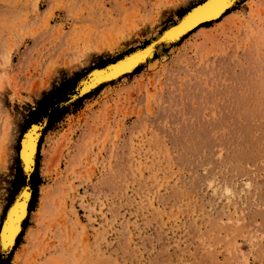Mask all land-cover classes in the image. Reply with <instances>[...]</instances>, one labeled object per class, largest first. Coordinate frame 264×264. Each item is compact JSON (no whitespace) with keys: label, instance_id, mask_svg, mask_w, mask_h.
<instances>
[{"label":"rangeland","instance_id":"obj_1","mask_svg":"<svg viewBox=\"0 0 264 264\" xmlns=\"http://www.w3.org/2000/svg\"><path fill=\"white\" fill-rule=\"evenodd\" d=\"M203 1L0 0V232L17 158L40 182L10 264H264V0L158 42ZM81 73L24 171L29 110Z\"/></svg>","mask_w":264,"mask_h":264},{"label":"bare ground","instance_id":"obj_2","mask_svg":"<svg viewBox=\"0 0 264 264\" xmlns=\"http://www.w3.org/2000/svg\"><path fill=\"white\" fill-rule=\"evenodd\" d=\"M209 4L210 2L207 4V7L205 8H209ZM228 7H229V3H228V0H226V3L222 7L219 8V11H216L215 16L213 17L204 18L200 15L201 12L188 14L183 18V20L180 21V23H178V25L168 30L165 33L164 37L167 41L170 40L171 42H176L179 39H181V37L187 32L193 30L194 28L199 27L201 25L200 23H203L205 21H209V22L215 21L218 18H220L221 15L225 12V10ZM150 48L151 47L145 48V50L141 51L140 53H138L137 55L133 57H130L129 59L124 61V63L119 62V64L109 66L105 69L96 70L92 75L93 76L92 79L94 80L95 83H100L103 80L109 81L111 79H117L122 73H125L126 70H128V72L131 71V69H133V66H135V63L137 62L139 58L140 60H142V62H144L145 57L148 55L149 56L151 55ZM36 133H37L36 127L35 125H33V127H31V129L23 137V140L21 143L20 159H21V164H22V168L24 171L31 170L32 167H34V158H35L36 149H37V141L39 139V134L38 133L36 134ZM8 162L9 161H6V165ZM4 166L5 165L3 164L2 168ZM7 168L8 166L4 167L5 170H7ZM2 172L3 170L1 171V173ZM30 197H31V194L27 191V189L22 188L18 192L16 199L13 201L10 208H8L9 210L7 209L8 211L7 216H6V219L4 220V223L2 224L3 226H1V232H0V234L3 235L4 241L6 242V246H3L2 244H0V250L2 253L9 252L13 248L17 236L21 233L23 220L25 219V217H27L28 202H29ZM44 211H45V208L43 212ZM19 257H20V254L18 252L15 254L14 258L15 260H18Z\"/></svg>","mask_w":264,"mask_h":264},{"label":"trees","instance_id":"obj_3","mask_svg":"<svg viewBox=\"0 0 264 264\" xmlns=\"http://www.w3.org/2000/svg\"><path fill=\"white\" fill-rule=\"evenodd\" d=\"M234 8L231 10H227L224 15H227L230 13V11H233ZM186 11L179 14V17H183L185 15ZM223 15V16H224ZM219 20H216L214 22H218ZM214 22H208L201 27L210 26ZM195 30L189 32L186 36L190 35L191 33L195 32ZM185 36V37H186ZM184 37V38H185ZM183 38V39H184ZM121 59V57H120ZM114 63V61H105L104 63L100 65H96L92 69H102L106 67L109 64ZM139 68L135 69V72L138 71ZM85 76L84 73L77 74L71 79L64 80L60 85L56 86L54 89H52L50 92L45 94L36 104V106L29 110L24 126H23V132L30 128L31 125L38 124L42 120H46V126L44 128V132L49 130L53 125L58 123L63 116L68 112L71 106L78 105L82 99L89 96V94L85 95L82 98H79L72 102L70 106H61L62 103H65L68 101V97L72 94H74V90L76 88L77 83ZM102 85L97 87L95 91H100L102 89ZM37 163V158L35 159ZM29 184L31 185V199L28 204V214L33 210V207L37 201V193H38V185L39 182V175H38V168L37 165L34 167L33 172L30 174L29 177ZM25 185V177L23 175L20 161L17 158L16 160V166H15V175L14 180L12 182V188L9 194L8 198V205L5 208V211L2 215V217L5 215L6 210L8 207L13 203L15 197L17 196L18 192L21 190V188ZM25 221L22 224V227L24 228ZM22 232L19 234V236L16 239L15 246H18L20 239L22 237ZM13 254V250L5 257L3 254L0 253V264H10V260Z\"/></svg>","mask_w":264,"mask_h":264},{"label":"water","instance_id":"obj_4","mask_svg":"<svg viewBox=\"0 0 264 264\" xmlns=\"http://www.w3.org/2000/svg\"><path fill=\"white\" fill-rule=\"evenodd\" d=\"M228 1H230V0H228ZM210 2V0H204L203 2H201L200 4H198V5H196L195 7H193L192 9H190L181 19H180V21L186 16V15H188V14H191V13H200L201 12V16L202 17H213V16H215V13H216V11H202L201 9H204L205 7H207V4ZM205 9H208V8H205ZM197 11V12H196ZM209 21H205V22H203V23H200V24H204V23H208ZM212 22V21H211ZM179 23V22H178ZM176 25H178V24H176ZM176 25H174V26H172L171 28H169L168 30H170V29H172L173 27H175ZM168 30H166L164 33H163V35L159 38V40H158V42L159 43H161V42H166L167 40L166 39H164V35H165V33L168 31ZM143 50V49H142ZM142 50H139V51H136V52H133V53H131L130 55H133V54H135V53H139V52H141ZM129 56V55H128ZM127 57V56H126ZM126 57H124V58H126ZM123 58V59H124ZM120 61V60H119ZM118 61H116L115 63H117ZM115 63H112V64H115ZM112 64H109V65H112ZM109 65H107L106 67H108ZM106 67H104V68H106ZM94 70H96V69H93L92 71H94ZM89 80H90V77H89ZM16 198V197H15Z\"/></svg>","mask_w":264,"mask_h":264},{"label":"snow or ice","instance_id":"obj_5","mask_svg":"<svg viewBox=\"0 0 264 264\" xmlns=\"http://www.w3.org/2000/svg\"><path fill=\"white\" fill-rule=\"evenodd\" d=\"M226 3V0H210L208 9H201L202 11H219V8ZM0 244L6 246V242L3 239V235L0 234Z\"/></svg>","mask_w":264,"mask_h":264}]
</instances>
